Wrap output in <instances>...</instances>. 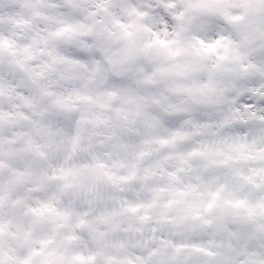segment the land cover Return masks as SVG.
<instances>
[{"label": "clouds", "instance_id": "obj_1", "mask_svg": "<svg viewBox=\"0 0 264 264\" xmlns=\"http://www.w3.org/2000/svg\"><path fill=\"white\" fill-rule=\"evenodd\" d=\"M259 204L264 0H0L6 264H248L264 259Z\"/></svg>", "mask_w": 264, "mask_h": 264}, {"label": "snow or ice", "instance_id": "obj_2", "mask_svg": "<svg viewBox=\"0 0 264 264\" xmlns=\"http://www.w3.org/2000/svg\"><path fill=\"white\" fill-rule=\"evenodd\" d=\"M160 13H161V16L167 20L168 17L164 15V12H163V9H160ZM234 19H239L238 17L234 18ZM126 36H131L132 33L131 32H126L125 33ZM154 44L156 45H159L161 46L162 48H168L171 44L175 43L174 41H169V40H163V39H160L158 36L156 37V39L153 41ZM221 47V41L220 40H217L215 43H211V44H202V48H203V54L204 55H210V54H214L216 53V50ZM170 55L172 56H178L180 54V51L177 50V51H170L169 53ZM226 57L223 56V55H219L217 56V60L218 61H223ZM252 83H255V81H252ZM252 103L251 100H247L245 97H241V100H240V104H243L245 106L247 105H250ZM175 123L176 121L174 120H170L167 122V127H173L175 126ZM158 143L162 144V145H167L170 143L169 140H166V139H162L160 141H158ZM198 155H203V153H198V152H192L190 153V156H198ZM228 159L230 158H227V159H224V160H221V161H211V163H220V164H224L226 165L228 163ZM181 162L186 164L187 163V160L181 158ZM179 171H184L183 168L179 169ZM170 177L172 179H176V173H170ZM223 191V188H219L217 189L216 192H209L208 195L210 196L211 200L210 202L207 204V211H211L216 203V201L219 199V196H220V192ZM179 195H185V193L183 192H180ZM244 201H238L234 206L235 207H242L244 206ZM257 208L261 209V210H264V204H259L256 206ZM45 208L47 209V206H45ZM129 211L135 213L138 211V207H131L130 209H128ZM252 215H254V212L252 210H250L249 212V217H251ZM143 219H148L147 216H144ZM187 219V218H185ZM195 219L199 220L201 223H200V226L201 227H210L211 224H212V221L210 220H207V219H204L203 216H201L199 213L196 214L195 216ZM220 227H223L225 230H227L229 232L230 235H233L234 232L231 228L230 225L228 224H222L220 225ZM164 243H167V244H171V242H164ZM183 247V245L181 246ZM192 251L195 252V253H205L206 255H212V253L210 252H207V250L203 247H200V246H197L195 244H193L192 246ZM177 251H180V247H177L176 249ZM248 251H251V249H248ZM42 253L41 251H35L33 252V256H40ZM247 253H244L243 255L240 253V251L238 250L237 252V256H239V260H243L244 259V255H246ZM90 259H94V258H90ZM74 260L76 261H79L80 264H87V262L85 261V258L83 256H76L74 257ZM239 260L236 262V264H239ZM0 264H6V260L3 256V254H0ZM14 264H32V259L31 257H28V258H25V259H22V260H17L14 262ZM43 264H51L50 261H44ZM143 264V262H142ZM248 264H264V259H254V260H249L248 261Z\"/></svg>", "mask_w": 264, "mask_h": 264}]
</instances>
